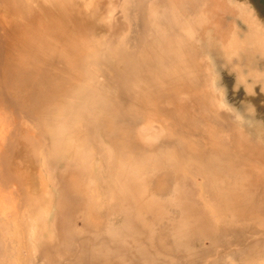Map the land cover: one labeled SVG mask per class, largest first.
I'll return each mask as SVG.
<instances>
[{"label": "rangeland", "instance_id": "obj_1", "mask_svg": "<svg viewBox=\"0 0 264 264\" xmlns=\"http://www.w3.org/2000/svg\"><path fill=\"white\" fill-rule=\"evenodd\" d=\"M44 2V0L41 4L32 2L31 5H35L36 10L32 14L25 15L26 18L22 19L17 13L9 14L13 20L24 23L26 29L31 30V33L28 32L27 35L28 45L39 40L43 43L44 39L46 42L52 41L54 38L46 32L44 27L48 23L47 15H49L50 7L59 8L60 3L55 0V4L52 1L50 4ZM133 2L134 0H73L71 2L69 12L71 26H69L68 36L71 40L73 55L78 57L85 53L96 75L101 69L93 59L97 58V55L106 53L112 56V45L118 41L119 36L130 38L132 34H137L133 24L137 14H134L136 18H133L130 13ZM138 6L144 8L145 17L151 22L145 31L147 40L152 38L156 28H166L164 21L167 16L176 18L184 29H175L173 33L185 34L187 48H190L189 50L194 52L199 60L194 63L196 67L199 63L196 69L200 73V87L198 85L197 93L191 90L193 88L191 86L187 85L189 89H185L186 86L183 87L179 81L174 80L177 84L179 83V86L176 83L173 84L175 86L173 88L177 86L179 89L181 86L179 91L183 89L184 93L186 92V95L179 91L178 94L186 96L183 100L187 105L188 103L192 105L191 103L196 101L195 105L201 110L197 106L194 111L186 110L188 120L194 123L199 120L197 125L186 126L188 132L195 134L191 137L192 133L187 134L185 129L187 138L197 137L195 139L200 138L207 146H213L215 143L211 144V142L214 139L210 140V137H221L222 141L229 145H225L224 141V144L223 142L217 144L215 147L221 153H228L234 149L250 153L246 157L248 159L253 156L252 160L261 153L262 160L259 159V162L263 161L260 164L249 158L251 161L247 160L248 162L246 161L247 163L240 168L248 171L250 177L242 176L235 169L227 170L228 164H218V167L222 166V169L214 172L206 162L200 164L197 158H191L186 153L181 154L184 156L180 162L189 165L187 161H190L198 169L208 172L212 176L211 180L216 190L221 193L222 199L225 197L224 194L228 196L229 187L221 179L215 180V175L219 178L228 175L231 180L230 185L235 190L234 193H237L238 197L242 196L248 204L244 205L245 207L240 206L241 208L234 204L220 215L215 208V203L208 201V194L202 191L200 177L180 170L175 178L170 174L168 177L163 175L162 177L157 173L139 178L137 180L140 188L139 195L145 199L151 197L148 201L154 204L151 205L153 208L150 206L147 211L135 214L133 210L128 212L126 209L130 205L129 200L118 179L120 172L129 167L127 161L132 158L127 160L119 155V148L116 149L117 146L113 143H105L102 137L100 140L111 149V152L114 150L113 157L118 156L115 160L113 158L110 167L112 172L108 173L111 178L105 174L102 181L96 171V161L92 157L85 161V170L83 167L77 169V165L72 164L74 167L71 165L73 167L71 171L62 172L64 168L52 166L51 161L46 162L41 156L34 161L30 153L26 151L19 155L11 151L10 156L7 155L10 159L6 158L8 161L6 165L9 164V166L6 168L0 162V170L2 168L0 171L2 174H0V264H264V203H262L264 202V0H138ZM59 14L62 17L55 14L53 17L58 24V29H55L58 38L53 46L62 50L64 33H61L59 25L65 14L63 11ZM15 37L17 41H20L17 34ZM91 87H96V83L92 82ZM1 90L4 97H12L6 88ZM206 91L210 93L209 96ZM112 94L111 96L116 97ZM193 94L196 96L193 98L196 99L188 97ZM188 99H190L189 102H187ZM154 101L149 105L150 110L146 111V117L141 121V125L140 121L138 122L139 129L142 125L148 126L149 132L152 130L154 135V137L151 136L155 140L153 142L147 140L149 138L147 133L144 134L143 139L141 132H138L139 144L148 149H151L152 145L154 148H162L164 134L171 135L173 128L167 116L159 111L161 107H158ZM7 110L8 108L0 109V114L3 115V119H0V133L3 127L8 128L9 132L12 130L10 128H14L12 126L15 122L12 120L16 116H18L16 122L21 120V114H18L16 108L13 109L14 113L12 109ZM196 110L200 111H198L200 115ZM11 113L14 114V118H11ZM154 113L156 116L159 115L158 119ZM167 121L168 124H165ZM212 121L218 123L215 124L216 122L212 123ZM152 122L157 131L153 128ZM220 124L225 127L222 128ZM219 125L220 129L217 128ZM163 126L168 130L166 131ZM161 127L164 128L162 131ZM153 131L155 133L159 131L160 134L157 133L159 137ZM183 142L186 143V139ZM230 143L234 145L230 146ZM180 150L171 149L170 152L180 154ZM146 154L147 157L150 153ZM145 168L148 172L152 166L149 164ZM218 171L222 176L216 173ZM49 175L52 181L49 180ZM16 178L21 181V185L17 183ZM66 178L69 180L67 181ZM253 179L255 181L257 179L259 188L256 189L252 185ZM130 182L131 180L126 181L125 185ZM21 186L22 188H18ZM30 186L34 188L32 191L28 189ZM242 187H247V194H241ZM41 188L43 194L40 195ZM106 190L108 193L105 197L103 192ZM30 197L47 199V202L36 208L30 202L28 203L27 199H31ZM21 199L25 205H22ZM259 203L261 208L258 207ZM43 209L46 211H42ZM27 215L28 218H26ZM16 218L20 224L23 222L27 226L23 223V226L19 225ZM39 218L43 221L41 222L43 227H40ZM170 223H173L172 226ZM23 239L25 242L22 241ZM23 242L26 246L22 245ZM23 254L28 257L27 260L23 259L25 258ZM23 260H25L24 263H22Z\"/></svg>", "mask_w": 264, "mask_h": 264}, {"label": "bare ground", "instance_id": "obj_2", "mask_svg": "<svg viewBox=\"0 0 264 264\" xmlns=\"http://www.w3.org/2000/svg\"><path fill=\"white\" fill-rule=\"evenodd\" d=\"M44 1L45 4H50L51 1L53 2V4H55L54 0ZM55 1L59 2L60 6H58L59 8L55 6L50 7L49 15H47L48 23H46V27H44L46 29V32L54 36L53 40H49L48 42H46V40L44 39L43 43H41L39 40L36 43L28 45L29 41L27 40V35L28 32L31 33V30L29 31L28 29H26V25L24 23L22 24L20 21L16 22L15 20H13L9 16V14L13 13L14 15L15 13H17L22 17V19L26 18L25 15H27L28 13L32 14L34 10H36V6L31 5V3L37 2L38 4H41L42 0H0V107L6 109L8 108V110L12 109V112H15V110L13 109L16 108V111L18 110V114H21V120L19 122H16L15 120H17L16 118L18 116L14 118V112L11 113V118H14L12 121H14L16 124L14 123V126H12L14 128H10L12 129L10 132L8 128H5L1 125V128L3 127V131L0 133L1 165H5L4 167L7 166L6 158H8V154L10 156L11 151L16 153L17 155L26 151L27 153H30L31 158L34 161L37 157L41 156L42 158H45L46 162L50 163L51 161L50 164L52 166H55L57 168L60 166L61 169L64 168L62 172L71 171L75 164L77 165V169H81L83 167V169L85 170V161L92 157L96 161V171L98 176H100V181H102L105 174L109 175L108 173L112 172L110 170V167L112 166V161L114 158L112 155V152L114 150L111 152V149H109L105 143H113L114 146H117L116 149L119 148V155L125 157V159L127 160L129 158H132L130 161H127L129 163V167L124 169L123 172L121 171L118 175V179L122 184L121 187L127 193L126 195L129 200L130 205L126 207V209H128V212H130V210H133L135 214H138L143 211H147L149 207L154 204L151 202L149 203L151 197L149 199H145L144 197H141L139 195L138 190L140 188L137 183V180H139V178L141 179L147 175H154L156 173L161 176L163 175L164 177H168L170 174L173 178H175L177 177V174L180 170L188 172L192 176L200 177L203 185L202 191L208 194V201H213V203H215V208L220 212V215L221 213L226 212V209L228 207L234 206V204L236 206L238 205L239 207L248 204V201L242 198V196L238 197L237 193H234L235 190L230 185L231 180L228 175L226 177L223 175V177L222 175H220V171L216 173L222 177L219 178L215 175V180L221 179V181L227 184V187H229L228 189L230 192L227 193L228 196L224 194L225 197L222 199L221 193L216 190V187L215 185H213L211 180L212 176L208 172H205L200 168L198 169L197 166H194L190 161H187L189 162V165L188 163L185 165L180 162L182 161L184 156L181 154L186 153V155L191 158H197L200 161V164L206 162L207 165H209V167L214 170V172L215 170L222 169V166L218 167V164H228L229 168H226L227 170L234 171L235 169V171H237L242 176H249L248 171H243L240 168L248 162L247 160L253 158V156L249 157L250 159H247V155H249L250 153H243L234 149H231L228 153H221V151H219L215 147L217 144H222V142L224 141H222L223 138L221 139V137H219L220 139L216 137L212 138V136L210 137V140L214 139L213 142H211V144L215 143V145L213 146H207L205 142L199 137V139H195L197 137L190 138L189 136V139L187 138L186 126L189 125V127H192V125L196 124L199 120L197 121V118H195V121H197L196 123H194V121L192 120H188L186 118V110L189 109V111H194L197 105H195V100V102L191 103L192 105H189V103L188 105L186 104L185 100H183L184 96H182V94H178L181 86L179 87V89H177L179 83L177 84L176 82L179 81L183 87L186 86L185 89H187L188 86L193 87L191 88V90L193 89V92L195 91L197 93V87L200 83V73L197 70V67H199V63L197 67L196 64H194L199 60H197L194 52H191V50H189L190 48H187L184 40L185 34H180L179 32H177V34L173 33V30L175 29H184L182 28V25L179 23L178 19L167 16L166 21H164L166 28H156L152 38L147 40L145 37V31L147 25H150L151 22L147 20V17H145L146 11H144V8L138 6V0H134V4L133 6L131 5L132 8H130V13H132L133 18H136L137 16L136 21H134L133 23L135 25L136 31L138 30V32L135 31V33L137 34H132L130 38L128 36H119L118 41L112 45V56L108 55L107 53L104 55H97V58H94L93 60L99 66L101 71L98 75H96V73L93 72L92 68L90 67L89 61L86 59L87 57H85V53L78 57L73 55L71 40L68 36L69 26H71L69 12L70 5L73 0ZM62 11L65 16L63 17L62 22L59 25V29H61V33H64V36L62 38V50H59L58 48H55L53 46L58 38L57 30L55 31V29H58V24L54 21L53 17L54 14L60 15L59 12L61 13ZM134 14L137 15L135 16ZM150 16L151 15L149 14V17ZM16 34L19 36L20 41L16 40ZM174 80H176V82H174ZM92 82L96 83V87H91ZM175 83L177 86L176 88H173ZM194 87L196 88L195 90ZM1 88H6L10 92V94H12V97H4V94H2L1 92ZM164 88H166V90H164ZM175 89H177V91H175ZM185 91L190 92V90ZM206 92L209 96L210 93L208 91ZM111 93H113L112 95H116V97L111 96ZM172 93L175 95H173ZM180 93H184L183 89ZM185 93L184 95H186ZM193 96L194 94L188 97H191L190 99H196L193 98ZM190 99H188L187 102H189ZM153 101L158 104H156L158 107H161L159 108L161 109L159 111L163 112L162 115L167 116V118L169 119L168 121L173 128L171 135H167V133L165 132L166 135L164 134V140H161L163 143L162 148H154L151 144V149H148L145 148L146 146L144 147L139 144L138 132H141L143 139L144 134L147 133V137H149L147 140L153 141L154 139H152V137H154V135H152V130H150V133L148 126L145 127L144 125H142V127L140 126V129L138 127L139 124L141 125V121L145 119L146 111L150 110L149 105L152 104ZM209 101H211L210 98ZM10 112L9 116H11ZM2 116L3 115H1L0 119L2 118ZM154 116H156L155 113ZM158 116L159 115L156 116L157 119ZM6 117L7 116H5V118ZM168 121L165 124H168ZM217 121H215L216 123L212 121V123L214 122L215 124H217ZM153 125L154 123L152 124V126ZM220 125L217 126V128L220 129ZM154 126L153 128L155 129ZM223 127L225 126L222 125V128ZM164 128L161 127V131ZM167 130L168 128H166V131ZM155 131L157 130L155 129ZM155 131L153 132L155 133ZM226 131L228 130L226 129ZM157 133H155V135ZM188 133L192 132H188L187 130V134ZM212 133L210 134L213 135ZM193 134L194 133L191 134V137ZM193 136H195V134ZM101 137L103 141L105 140V143L100 140ZM158 137L156 136V139ZM185 139L188 143L183 142L185 141ZM225 145L229 146L228 143H226ZM232 145L230 143V146ZM171 149H181L180 154H174L173 151L171 153ZM146 153H150L149 156L146 157ZM255 156H257V154ZM117 157L118 156H116V158ZM260 157H262L261 153L260 155H258V157L254 158L256 163L259 162V159H261ZM116 158H114V160ZM257 158L258 160H256ZM8 159H10V157ZM145 160L146 162H144ZM262 162L263 161L259 163L262 164ZM149 164H151L152 168L148 172H146L145 166ZM9 176H11V174H9ZM58 176L61 175L58 174ZM11 178L13 179V177ZM17 179L18 178H16V180ZM50 179H52L51 176L49 180ZM68 180L69 179H67V181ZM130 180L131 182L125 185V182ZM20 182L21 181H18L17 183L21 185ZM103 182L105 181L103 180ZM11 183L13 184V182ZM252 185L256 187V189L259 188L257 179L256 181H253ZM102 186H104V184ZM31 187L33 186L28 187L29 191H32L34 189ZM18 188H22V186ZM42 188L40 189L41 191ZM68 188L70 189L69 186ZM242 188L241 194H247V187ZM108 189L109 188H107V190ZM107 190L106 192H103L105 197L108 193ZM250 192L252 193V189H250ZM20 193H18V195ZM41 194H43V191L42 193H40V195ZM22 197L24 198V196ZM26 197L29 198L28 196ZM21 200L22 205H25L23 204V199ZM27 200H29L28 203L30 202L32 206L36 208H39L40 205H43L47 202V199L45 200L41 198H31ZM261 204L258 205L259 208L262 207ZM15 206H17V203L15 204ZM19 209L21 208L19 207ZM16 210L18 212L20 211L18 209ZM42 211L45 212L46 209H43ZM18 212H16V214H19ZM16 217L18 216L16 215ZM26 218H28V215L26 216ZM16 221H18L19 225L23 223L22 222L20 224L18 218H16ZM41 222H43L42 219L40 220V223ZM170 224L172 226L173 223ZM40 227H43L42 223ZM178 236H180V234H178ZM22 241H24V239ZM24 242L22 245L26 244H24ZM43 248L45 247L43 246ZM26 258L28 257H25L23 259L27 260ZM25 260H23L22 263H24Z\"/></svg>", "mask_w": 264, "mask_h": 264}]
</instances>
